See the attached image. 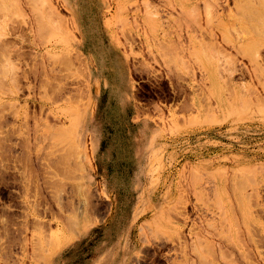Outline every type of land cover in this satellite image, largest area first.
<instances>
[{"label": "rangeland", "instance_id": "obj_1", "mask_svg": "<svg viewBox=\"0 0 264 264\" xmlns=\"http://www.w3.org/2000/svg\"><path fill=\"white\" fill-rule=\"evenodd\" d=\"M11 1L0 0V264H264V0H240L262 11L239 18V0ZM194 3L199 27L180 14ZM101 129L134 146L119 188L96 160Z\"/></svg>", "mask_w": 264, "mask_h": 264}, {"label": "bare ground", "instance_id": "obj_2", "mask_svg": "<svg viewBox=\"0 0 264 264\" xmlns=\"http://www.w3.org/2000/svg\"><path fill=\"white\" fill-rule=\"evenodd\" d=\"M10 1H11V0H10ZM144 1H145L144 4L146 5L147 8H150V7L152 8V4H153V3L151 4L150 0H144ZM152 1H153V0H152ZM187 1H188V0H187ZM227 1H228V0H227ZM232 1H233V0H232ZM234 1L236 2V0H234ZM261 1H262V0H261ZM11 2L14 3V1H11ZM169 2H170V0H169ZM195 2H196V1H195ZM200 2H201V1H200ZM206 2H207V4H204L203 2H202V3H203V6H204V5L207 6L206 10L208 11V8H209V6H210L209 4H211V3L208 2V1H205V3H206ZM235 2H233V3H235ZM241 2H242V1L239 0V3H238L239 6H238L237 8H242V7L245 8V6H246V8H247L248 5L251 4L252 1H250V3L247 4V5H245V6H243V5L240 6V4H242ZM12 3H9V4L12 5ZM137 3H138V2H137ZM141 3H142V2H141ZM156 3H157V2H156ZM170 3H171V2H170ZM178 3H179V2H178ZM197 3H198V2H197ZM197 3H196V4L194 3L195 6L191 4V5H192V8H190L189 10H188V9H187V10H184V12H180V14H181V13L184 14L185 12L187 13V12L189 11L188 16H189V15L192 16L191 13H190V12H191L190 10H192L193 7H196V5L199 6V7H198L199 9L197 8L196 11H198V10L200 11V7H202V6H200V4L198 5ZM262 3H263V5H264V2H263V1L260 2L259 5H260V6H263V5H261ZM1 4H2V3H1ZM9 4H7V5H9ZM130 4H131V3H130ZM138 4L140 5V3H138ZM154 4H155V2H154ZM154 4H153V5H154ZM157 4L159 5V3H157ZM4 5H5V4H4ZM142 5H143V3H142ZM145 5H143V6H145ZM160 5H161V4H160ZM176 5H177V4H176ZM183 5L186 6L187 3H183ZM225 5H226V4H225ZM236 5H237V4H236ZM236 5H235V6H236ZM257 5H258V4H257ZM15 6H16V5H15ZM154 6L157 8V5H156V4H155ZM206 6H205V7H206ZM249 6H250V5H249ZM251 6H252V5H251ZM251 6H250V7H251ZM254 6H255V5H253V7H254ZM2 7H3V6H1L0 8L3 9ZM5 7H6V6H5ZM140 7H141V5H140ZM140 7H138L137 9L140 10ZM155 7H154V10H155V11L158 10V9H156ZM180 7H182V6H180ZM188 7H189V6H188ZM214 7H215V5H214ZM214 7H213V8H214ZM14 8H16V7H14ZM142 8L144 9V7H142ZM147 8H145V9H147ZM151 8H150V9H151ZM168 8H169V11H170V8H171V7L169 6ZM174 8H175V9H174ZM174 8H173V6H172L171 9L174 10V11H178V12H179V10L182 9V8H180L179 10H177L176 7H174ZM177 8H178V7H177ZM215 8H216V7H215ZM235 8H236V7H235ZM246 8L244 9V11H245V12H246V11L248 12L249 10H248V8H247V9H246ZM261 8H262V7H261ZM16 9H17V8H16ZM150 9H149V10H146L145 13H148V14H149V12H150L151 14H152V13H155L154 10H150ZM194 9H195V8H194ZM210 9H211V8H210ZM255 9H256V8H251L252 11H258V10H259V12H257V16H258V14L262 11V9H261V10H260V8H258V10H255ZM6 10H7V9H6ZM172 10H171V12H172ZM211 10H212V9H211ZM228 10H229V9H228ZM232 10H233V9H232ZM232 10H231V11H232ZM237 10H238V9H237ZM237 10H236V11H237ZM251 10L249 11L250 13L248 12L250 15H251V12H252ZM7 11H8V10H7ZM141 11H142V10H141ZM158 11H160V10H158ZM158 11H157V13H158ZM181 11H183V9H182ZM207 11H206V12H207ZM244 11L241 13V16H239L240 13L237 14V15H238L237 17H238V18H239V17H243L242 14L245 15V16H247L248 13L246 12V14H244ZM263 11H264V10H263ZM2 12H3V11H2ZM4 12H5V11H4ZM204 12H205V11H204ZM213 12H214V11H213ZM215 12H216V10H215ZM232 12H233V11H232ZM232 12H231V13H232ZM186 13L184 14L185 16H184V15H182V16L186 17V15H187ZM193 13H195V12H192V14H193ZM201 13H203V12H201ZM217 13H218V11H217ZM226 13H227V12H226ZM237 13H238V12H237ZM151 14H150V15H151ZM172 14H173V13H172ZM176 14H179V13H176ZM180 14H179V15H180ZM212 14H213V13H212ZM212 14H211V15H212ZM215 14H216V13H215ZM221 14H222V13H221ZM228 14H229V13H227V15H228ZM254 14H256V12H254ZM263 14H264V12H263ZM263 14H259V16H260V15L263 16ZM3 15H4V14H3ZM123 15H124V14H123ZM154 15H155V14H154ZM156 15H158V14H156ZM196 15H197V14H196ZM198 15H200V14L198 13ZM5 16H6V15H5ZM5 16H4V18H5ZM139 16H140V15H139ZM188 16H187V17H188ZM190 16H189L188 18H189V21L191 22V21L193 20L194 17L192 16V18H191ZM194 16H195V15H194ZM208 16L210 17L209 14H208ZM216 16H217V15H216ZM230 16H231V18H232V15H231V14H230ZM235 16H236V15H235ZM253 16H254V15H253ZM257 16L251 17V16L248 15V17L254 18V20H256L255 17H257ZM259 16H258L257 18L260 20V19L262 18V16H260V17H259ZM184 17H183V19L185 20ZM187 17H186V22L188 21V20H187ZM204 17H205V20H206V18H208V17H206V16H204ZM221 17H222V16H221ZM221 17H219V18H221ZM228 17H229V16H228ZM237 17H235L236 20L238 19ZM263 17H264V16H263ZM179 18H180V17H179ZM197 18H198V16H197ZM197 18H196V16H195V19H197ZM200 18H201V17H200ZM244 18H246V17H244ZM244 18H242V19H244ZM5 19H6V18H5ZM5 19H4V20H5ZM151 19H152V18H151ZM153 19H154V18H153ZM180 19H182V18H180ZM190 19H192V20H190ZM246 19H247V18H246ZM246 19H245V20H246ZM197 20H199V19H197ZM213 20H214V19H212L211 21L208 20V24H209V21L212 22ZM219 20H221V19H219ZM219 20H218V22H219ZM238 20H239V19H238ZM247 20H249V18H248ZM247 20H246V21H247ZM251 20L253 21V24H251L250 27H253V28H256L255 26H258L259 23H260V27H261V26H262L261 23H264L263 18L261 19V20H263V22H259V20H256V21H255V22L258 23V24H254V20H253V19H251ZM251 20H250V21H251ZM261 20H260V21H261ZM149 21H153V20H149ZM181 21H182V20H181ZM206 21H207V20H206ZM250 21H247V22L250 23ZM252 21H251V23H252ZM1 22H2V21H1ZM4 22H5V21H4ZM174 22H175V21H174ZM179 22H180V21H179ZM186 22H185V23H186ZM190 22H189V23L187 22V23L190 25ZM192 22H194V20H193ZM192 22H191V24H192ZM229 22H230V21H229ZM241 22H242V21H241ZM2 23H3V22H2ZM182 23H184V22H182ZM187 23H186V24H187ZM194 23L196 24L197 21H195ZM198 23L200 24L199 21H198ZM206 23H207V22H206ZM172 24H173V23H172ZM175 24L178 25V22H175ZM186 24H185V26H186ZM188 24H187V25H188ZM204 24H205V23H204ZM223 24H224V23H223ZM223 24L221 23V25H223ZM240 24H241V23H240ZM244 24H245V23H244ZM173 25H174V24H173ZM193 25H194V24H193ZM196 25H197V27H199L198 24H196ZM200 25L202 26V24H200ZM226 25H227V24H226ZM237 25H238V24H237ZM252 25H253V26H252ZM3 26H4V25H3ZM154 26H155V25H154ZM224 26H225V25H224ZM224 26H223V28H224ZM227 26L230 27L229 25H227ZM227 26H226V27H227ZM247 26H248V25H247ZM0 27H1V25H0ZM91 27H92V26H91ZM155 27H156V26H155ZM181 27H183V26H181ZM186 27H187V26H186ZM186 27H185V28H186ZM202 27H203V26H202ZM206 27H208V26H206ZM221 27H222V26H221ZM226 27H225L224 29H227V31H228L229 29H228V27H227V28H226ZM235 27H237V26H235ZM240 27H241V26H240ZM258 27H259V26H258ZM263 27H264V25H263ZM263 27H261V29H262ZM175 28H179V27L176 26ZM200 28H201V27H200ZM231 28H232V26H231ZM153 29H154V28H153ZM181 29H182V28H180V29H178V30H181ZM190 29H191V28H190ZM203 29H204V28H203ZM206 29H207V28H206ZM215 29H216V28H215ZM233 29L235 30V28H233ZM238 29H239V28H238ZM243 29H244V28H243ZM243 29H241V31H239V32H242ZM245 29H246V28H245ZM245 29H244V30H245ZM182 30H183V29H182ZM182 30H181V31H182ZM184 30H186V29H184ZM191 30H192V29H191ZM194 30L197 31L196 29H194ZM194 30H193V31H194ZM217 30H218V29H217ZM230 30H231V29H230ZM251 30H252V29H251ZM253 30H255V29H253ZM253 30H252V31H253ZM256 30H257V29H256ZM256 30H255V31H256ZM259 30H260V29H259ZM259 30H257V31L260 32L261 30H260V31H259ZM262 30H263V29H262ZM204 31H205V30H204ZM212 31H213V30H212ZM197 32H198V31H197ZM200 32H201V31H200ZM220 32H222V31H220ZM224 32H225V31H224ZM229 32H230V31H228V33H229ZM235 32H237V30H235ZM243 32H244V31H243ZM247 32H248V30H247ZM258 32H257V33H258ZM208 33H210L209 36L212 37V35H211V34H212L211 31L208 32ZM213 33H215V32H213ZM231 33H232V32H231ZM2 34H4V33H2ZM2 34H1V35H2ZM201 34H202V33H201ZM221 34H222V36L225 35L224 33H221ZM223 34H224V35H223ZM243 34H244V33H243ZM245 34H246V32H245ZM245 34H244V35H245ZM247 34H248V33H247ZM247 34H246V35H247ZM252 34H253V33H252ZM226 35H227V34H226ZM229 35H230V34H229ZM249 35H250V34H249ZM253 35H254V34H253ZM259 35H261V34H259ZM191 36H192V35H191ZM220 37H221V36H220ZM224 37H225V36H224ZM227 37H228V36H227ZM245 37H246V36H245ZM194 38H195V37H193V40H194ZM216 38H217V37H216ZM216 38H214V39H216ZM242 38H243V37H242ZM252 38H253V37H252ZM258 38H259V37H258ZM195 39H196V38H195ZM200 39H201V38H200ZM202 39H203V38H202ZM202 39H201V40H202ZM208 39H209V38H208ZM214 39H212V40H214ZM224 39H225V38H224ZM188 40H189V39H188ZM188 40H187V41H188ZM204 40H205V39H204ZM171 41H172V40H171ZM174 41H175V40H174ZM216 41H217V40H216ZM227 41H228V40H227ZM263 41H264V40H263ZM189 42H190V41H189ZM204 42H205V41H204ZM208 42H209V40H208ZM210 42H211V41H210ZM210 42H209V43H210ZM214 42H215V41H214ZM170 43H171L170 45H169L168 43H167V44L171 47L173 41L170 42ZM177 43H178V42H177ZM177 43H176V44H177ZM180 43H181V42H180ZM216 43H219V42L217 41ZM243 43H244V42H243ZM243 43H242V46H243ZM249 43H250V42H248V43L246 42L247 45H248ZM191 44H192V43H191ZM207 44H208V43H207ZM240 44H241V43H240ZM240 44H238V46H239ZM250 44H251V43H250ZM252 44H257V42H256V43L253 42ZM252 44H251V45H252ZM259 44H260V43H259ZM8 45H9V44H8ZM173 45H174V44H173ZM178 45H179V44H178ZM178 45H177V46H178ZM180 45L182 46V44H180ZM212 45H217V44H212ZM212 45H210V46H212ZM177 46L174 45L175 48H176ZM217 46H219V47H216V46H213V47H216V49H217V48H220V44L217 45ZM238 46H237V47H238ZM240 46H241V45H240ZM245 46H246V45L244 44V47H245ZM253 46H255V45H252V49L256 48V47H253ZM167 47H168V46H167ZM170 47H169V48H170ZM172 47H173V46H172ZM213 47H212V48H213ZM246 47H248V46H246ZM246 47H245V48H246ZM165 48H166V47H165ZM175 48H173V49H175ZM179 48H180V47H179ZM179 48H178V49H179ZM182 48H184V47L182 46ZM242 48H243V47H242ZM248 48H249V47H248ZM250 48H251V47H250ZM250 48H249V49H250ZM188 49H189V48H188ZM214 49H215V48H214ZM240 49H241V47H240ZM240 49H239V50H240ZM244 50L246 51V49H244ZM255 50H256V49H255ZM255 50H254V51H255ZM6 51H7V50H6ZM8 51H10V50H8ZM168 51L170 52V50H168ZM173 51H174V50H173ZM188 51H189V50H188ZM242 51H243V50H242ZM245 51H243V52H245ZM249 51H250V50H249ZM249 51H248V52H249ZM258 51H259V50H258ZM3 52H4V50H3ZM3 52H2V53H3ZM5 53H6V52H4L2 55H4ZM198 53H199V52H198ZM238 53H240V52H238ZM241 54H242V52H241ZM245 54H246V53H245ZM5 55H6V54H5ZM8 55H9V54H8ZM246 55H247V54H246ZM248 56H249V55H248ZM255 56H256V55H255ZM2 57H3V56H2ZM2 57H1V58H2ZM8 57H9V56H8ZM64 57H65V61L68 62V59H69V58L67 59L66 56H64ZM103 57H104V56L101 55L102 63H107L106 60H105V57H104V58H103ZM198 57H199V56H198ZM249 57H250V56H249ZM59 58H60V57H59ZM201 58H202V57H201ZM6 59H7V58H6ZM6 59H4V60L6 61ZM62 59H63V56H62ZM209 59H210V58H209ZM59 60H61V58H60ZM205 60H206V59H205ZM210 60H211V59H210ZM1 61H2V60H1ZM5 61H3V63H4ZM63 61H64V60H63ZM70 61H71V60H70ZM70 61H69V62H70ZM229 61H230V60H229ZM59 62H60V61H59ZM67 62H66V63H67ZM233 62H234V61H233ZM233 62L231 61V63H233ZM5 63H6V62H5ZM64 63H65V62H64ZM64 63H63V65L66 66L67 64H64ZM68 64H69V63H68ZM70 64H71V62H70ZM233 64H234V63H233ZM48 66H49V65H48ZM114 68H117V69L120 71L119 75H121L122 85H120L119 89L121 88V86H122V88H123V84H124L125 76L128 75V77H129V74H128L127 70L125 69V67H122L121 65H119L118 67H114ZM234 68H236V67H234ZM0 69H1V68H0ZM227 69H228V71H227V73H228V72H229V69H232V68H227ZM227 69H226V70H227ZM253 69H254V68H252V70H253ZM256 69H257V68H256ZM262 69L264 70V68H262ZM234 70H235V69H234ZM231 71H232V70H231ZM231 71H230V72H231ZM52 72H53V71H52ZM57 72H58V71H57ZM60 72H61V71H60ZM233 72H234V71H232V73H233ZM256 72H257V71H256ZM259 72H260V71H259ZM262 72H263V71H262ZM47 73H48V72H47ZM55 73H56V72H55ZM61 73H62V72H61ZM109 73H110L111 75H113V77L116 76V73L113 72V70L111 71V69L109 70ZM257 73H258V72H257ZM255 74H256V73H255ZM259 74H260V73H259ZM55 75H56V74H55ZM55 75H54V78H57V79L59 80L60 76H59V78H58V77L55 76ZM35 76H36V75H35ZM51 77H52V76H51ZM62 77L64 78V76L61 75V79H62ZM46 79H47V77H46ZM57 79H56V80H57ZM41 81H42V80H41ZM41 81H40V82H41ZM61 81H62V80H61ZM59 83H60V82H59ZM41 84H42V83H41ZM44 84H45V83H44ZM58 85H59V84H58ZM58 85H55L54 87L57 88ZM66 85H67V84H66ZM66 85H63V86H66ZM54 87H53V89L55 90ZM59 88H60V87H59ZM61 88H62V87H61ZM67 88H68V87H67ZM52 91H53V90H52ZM55 91H59V89H57V90H55ZM120 91H121V90H120ZM125 91H126V90H125ZM64 92H65V87H63L62 90H60L59 92H56V93H53V94H54V96H55L56 98H59L60 96L63 95ZM113 93H115V92H114V91H110V93H109V98H110V100H111V96H112ZM64 95H65V94H64ZM51 99H52V98H51ZM108 102L110 103L109 100H108ZM120 102H121V101H120ZM62 106H63V105H62ZM106 106H107V105H106ZM58 113H59V112H58ZM68 116H69V115H66V117H68ZM102 117H103V119H104V114H103V113H102ZM56 118H57V117H56ZM112 122L115 123L116 121H115V122L112 121ZM55 123H56V122H55ZM57 124H58V123H57ZM56 126H57V125H56ZM114 126H115V129L119 128V126H117L116 123L114 124ZM54 127H55V126H54ZM100 133H101V136H100V134H99L98 138L96 139L97 143L99 142V149H98V151H97V153H96V160H97V161L99 162V164L101 165L102 170H103V172H104V174H105L106 180L109 181L110 183H112L113 186H115L116 188H119V187H121L122 184H123V183H122V177L120 176V170H121V167H122V165H123V163H120V160H121V158H120V154L122 153V151H124V148H125V149H128V151H129L128 154H132V153L134 152V150H133V149H134V148H133L134 146L131 145V144H127V143H125V142H124V146L121 145V144H122V139H121V136H120L118 133L115 135V139H116V141H117V144L114 142L113 139H112L110 142L107 143V142H106V138L101 139V137H102V135H103V131H102V129H101V132H100ZM63 136H64V135H63ZM67 136H68V134H67ZM60 137H61V136H60ZM70 137H71V136H70ZM73 137H74V136H73ZM61 138H62V137H61ZM74 140H75V139H74ZM76 140H77V139H76ZM72 141H73V140H72ZM73 142H74V141H73ZM70 143H71V142H70ZM57 145H58V144H57ZM71 145H72V144H71ZM75 146H76V148H77V145H75ZM75 146H73L72 149H74ZM67 148H68V147H67ZM95 148H96V146H95ZM69 149H70V151H71V148H69ZM59 150H60V149H59ZM70 151H69V153H71ZM72 151H73V150H72ZM64 152L67 153L66 150H65ZM73 152H74V151H73ZM73 152H72L71 154H73ZM116 152H119V153H116ZM71 154H70V155H71ZM63 155H64V154H63ZM62 157H63V156H62ZM62 157H61V158H62ZM77 157L79 158V154H76V157H75V158L77 159ZM75 158H74V159H75ZM75 161H76V160H75ZM79 162H80V161H79ZM85 162H86V166H87L88 170H90V169H91V165H92V161H91V159L88 157L87 154L85 155ZM111 168H112V170H110ZM24 186H25V185H24ZM77 191H78V190H77ZM78 192H79V191H78ZM75 193H76V192H75ZM86 194H87V193H86ZM79 195H80V194H79ZM60 199H61V198H60ZM60 219H61V218H60ZM58 229H59V228H58ZM60 229H61V228H60ZM58 233H59V232H58ZM58 233H57V235H58ZM59 235H60V234H59ZM59 235L57 236V237H58L57 240H60V239H61V237H60ZM62 235H63V234H62ZM49 236H50V235H49ZM51 236H52V235H51ZM53 236H54V235H53ZM53 236H52V238H53ZM47 237H48V236H47ZM43 238H44V237H43ZM52 238H49V237H48L47 240L50 239V240H48L49 242H50V241H53V240H51ZM54 238H55V237H54ZM59 238H60V239H59ZM41 239H42V238H41ZM55 240H56V239H55ZM42 241H43V240H42ZM45 242H46V241H45ZM49 242H48V243H49ZM51 243H52V242H51ZM49 244H50V243H49ZM43 245H44V244H43ZM52 245H54V244L52 243ZM60 245H61V244H60ZM41 246H42V245H41ZM42 247H43V246H42ZM209 247H210V246H209ZM43 248H44V247H43ZM41 249H42V248H41Z\"/></svg>", "mask_w": 264, "mask_h": 264}, {"label": "crops", "instance_id": "obj_3", "mask_svg": "<svg viewBox=\"0 0 264 264\" xmlns=\"http://www.w3.org/2000/svg\"><path fill=\"white\" fill-rule=\"evenodd\" d=\"M74 264V263H73Z\"/></svg>", "mask_w": 264, "mask_h": 264}]
</instances>
